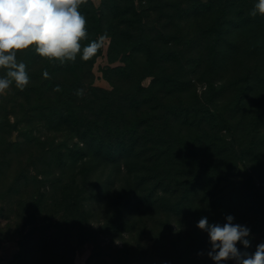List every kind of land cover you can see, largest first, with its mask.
<instances>
[{
	"label": "rangeland",
	"instance_id": "1",
	"mask_svg": "<svg viewBox=\"0 0 264 264\" xmlns=\"http://www.w3.org/2000/svg\"><path fill=\"white\" fill-rule=\"evenodd\" d=\"M179 1L134 0L137 11H145L136 15L124 13L130 0H89L81 14L87 36L74 61L42 57L35 45L17 51L16 61L25 64L29 82L23 89L12 82L0 93V264H215L207 255L208 234L197 227L202 217L222 226L231 215L234 224L249 228L251 246L237 243L241 252L254 253L264 243L262 215L233 207L232 201L212 206L222 184H197L181 205L180 195L165 187L172 167L199 166L197 158L232 167L230 158L218 156L211 143L214 133L202 128L205 113L193 103L210 104L223 117L234 113L247 140L264 136V15L244 23L238 12L241 0H230L221 21L224 0H219L210 10H190L187 18ZM250 2L254 7L257 0ZM94 14L103 17L98 32L91 28ZM219 22L223 26L217 34L211 26ZM101 36L106 37L101 47L83 60V48ZM7 71L0 68V78ZM154 78L159 83L152 106L163 100L176 113L167 131L157 127L165 124L154 119L164 114L157 109L124 114L121 130L138 125L135 135L146 132L128 155L88 151L76 131L53 127L60 111L68 109L62 100L73 94L74 85L131 95ZM50 85L51 96L45 93ZM76 97L79 103L78 90ZM142 117L154 122L140 124ZM92 128L90 135L97 136ZM220 134L229 140L232 133ZM75 147L79 152L71 154ZM74 178L85 210L78 216L61 206L63 187ZM125 220L132 224L121 225Z\"/></svg>",
	"mask_w": 264,
	"mask_h": 264
},
{
	"label": "trees",
	"instance_id": "2",
	"mask_svg": "<svg viewBox=\"0 0 264 264\" xmlns=\"http://www.w3.org/2000/svg\"><path fill=\"white\" fill-rule=\"evenodd\" d=\"M87 1L89 0L82 1L78 6V11L81 14L83 13L82 9H84ZM130 1L131 5L125 6L124 13H133L136 15L145 13L144 9L142 12L137 11L133 6L134 0ZM218 1L219 0H208L207 2H202L201 0H180L178 3L182 6V8L179 7L180 10L184 11V14L188 18L192 15L190 10H194L195 12H201L203 9L210 10L219 4ZM221 2L224 5L220 13L222 21L224 15L230 10L232 3L230 0ZM252 9L253 5L250 0H241L238 12L241 13L242 17L240 20L242 22L247 23L254 18L249 14ZM247 10L250 11L247 15L242 14ZM261 16V14L257 13L255 18L260 20ZM90 19H93L91 28L95 29V32H98L102 25V14H94ZM126 20L131 22L132 17L126 18ZM222 26L223 25L219 22L216 25H212L211 29L218 34L221 33ZM32 50L31 47L29 52L31 53ZM28 57H30V55L26 56V59ZM92 61L93 59L90 60V63H92ZM13 83L15 82L13 81ZM157 83H159V80L154 78L149 87L138 86L137 89L133 90L131 95L119 94V92L115 90L103 91L101 88L91 84L74 85L71 87L72 89H70V92L72 91L74 94L77 93L78 90L82 99L78 103L77 97L74 99L73 94L66 96V98L62 100V103L67 104L65 107L68 109L60 111L58 119L54 120L53 127L58 130L70 128L76 131L79 136L81 135L80 141L85 145L88 151L103 152L107 156L115 154V152L128 155V152H132L136 149L137 143L144 140L146 132L143 131V133L135 135L134 133H140V127L138 128V125H135L134 129L132 128L131 131L129 128L121 130L124 114L127 112L128 115L138 113L147 114L157 109L158 112L164 114L163 117L156 116L154 119L165 123L157 126L160 127L159 131H167L171 126L169 123L171 114L176 113V111L171 110L172 106L165 103L163 100L157 107L152 106V98L156 93ZM53 87L54 86L51 85L48 86L47 91H43V93L45 92L51 96ZM80 90H83V92ZM85 91L87 93H85ZM105 95L108 96L105 98ZM127 100H130L129 104L123 105V102ZM100 102H102L101 105ZM135 102L137 104H135ZM114 104H116L118 109L125 107V111H121V115H119L118 109L114 110L113 108ZM193 104L195 108L196 106L202 108L201 110L205 113L203 120L205 125L202 128L205 131L214 133L211 143L213 142L212 146L216 148L218 156L230 158L232 167L231 165L230 167H227V165H216L206 159L200 160L197 158L198 163L200 161L199 166L190 164L180 169L172 167L168 172L170 183L165 185L166 189H169L172 195H180L181 201L178 202V205H181L189 201L192 193L196 191L197 184H202L204 181H216L218 186L220 184L223 186L218 187L217 197L212 200L214 203V205H212L213 207L220 208L228 205L227 202L232 201L233 207L245 208L248 211L264 217V136L260 137L257 134L254 135L252 139L247 140L246 137H248V134L240 131L242 121L235 119L234 113L223 117L219 111H217L216 107L208 104V102V105L204 107L201 104ZM43 108H41V110ZM103 112L106 113L105 118H103ZM217 115L219 118L216 117ZM154 119L142 117L140 118V124L148 126L154 122ZM92 127L97 129V136L90 135L93 132ZM223 130L232 133L229 140L227 139V135H218V133ZM237 130H239L238 134ZM130 133L133 135L128 139L127 135ZM217 141H219L220 144H217ZM75 146L78 145L75 144ZM71 150L73 151L71 154L79 152L76 147ZM84 152L87 151L85 150ZM180 176H183L182 179H186L181 180L179 178ZM186 180L187 185L183 187L181 182ZM172 186H174L173 190H171ZM82 196L81 185L74 178L63 187L61 206L68 210L73 216L84 214L85 210L81 211ZM111 224L114 225L115 221ZM131 224V221L125 220L121 225L128 227ZM88 234L91 238L95 237V231L93 229H91Z\"/></svg>",
	"mask_w": 264,
	"mask_h": 264
},
{
	"label": "clouds",
	"instance_id": "3",
	"mask_svg": "<svg viewBox=\"0 0 264 264\" xmlns=\"http://www.w3.org/2000/svg\"><path fill=\"white\" fill-rule=\"evenodd\" d=\"M82 0H0V68L8 69L0 78V93L14 81L23 89L29 82L24 63H17L16 53L35 45L36 52L45 58L75 60L81 52L80 41L87 36L86 20L78 11ZM264 15V0H257L249 13ZM105 36L83 48L81 58L88 60L101 47ZM47 76V72L44 73ZM234 217L226 216V223L210 224L202 217L197 224L207 232L210 250L207 255L215 264L235 260L236 264H264V243L254 253L241 252L251 246L250 229L234 224Z\"/></svg>",
	"mask_w": 264,
	"mask_h": 264
}]
</instances>
